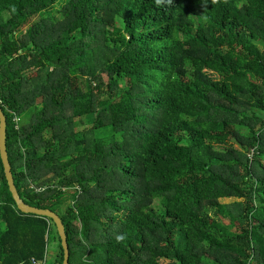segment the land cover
Returning a JSON list of instances; mask_svg holds the SVG:
<instances>
[{
  "label": "trees",
  "instance_id": "obj_1",
  "mask_svg": "<svg viewBox=\"0 0 264 264\" xmlns=\"http://www.w3.org/2000/svg\"><path fill=\"white\" fill-rule=\"evenodd\" d=\"M59 1L0 0V108L68 264H264V0ZM53 241L0 160V264Z\"/></svg>",
  "mask_w": 264,
  "mask_h": 264
},
{
  "label": "water",
  "instance_id": "obj_2",
  "mask_svg": "<svg viewBox=\"0 0 264 264\" xmlns=\"http://www.w3.org/2000/svg\"><path fill=\"white\" fill-rule=\"evenodd\" d=\"M0 160L3 167V173L8 186V190L10 194H12L13 199L16 201L18 209H20L22 212L25 213H33L36 214V216L38 217H43L52 220V223L55 226L56 232L60 240V246L63 251V258L61 264H68L69 250H68L67 240L64 232V227L57 214L50 209H40L37 207L30 206L20 197L18 193L13 178L12 167H10L7 157L5 122L1 108H0Z\"/></svg>",
  "mask_w": 264,
  "mask_h": 264
},
{
  "label": "rangeland",
  "instance_id": "obj_3",
  "mask_svg": "<svg viewBox=\"0 0 264 264\" xmlns=\"http://www.w3.org/2000/svg\"><path fill=\"white\" fill-rule=\"evenodd\" d=\"M65 2V0H60L54 7H53V9H52V17L54 18V19H58L59 18V15H58V13H57V10L59 9V7L61 6V4L62 3H64ZM46 16V15H45ZM105 77V76H104ZM104 130V128H102L101 130H98L97 132L99 133V132H101V131H103ZM232 199H225V198H223L222 199V201H224V202H227V201H231ZM154 205H155V207H158V203L155 201L154 202ZM57 244H58V241H53V242H49V244H48V249H47V251H48V256L50 257V259L48 260L49 262L50 261H52V259H53V257L55 256V254H56V252H57ZM162 263H165V261H162Z\"/></svg>",
  "mask_w": 264,
  "mask_h": 264
},
{
  "label": "built area",
  "instance_id": "obj_4",
  "mask_svg": "<svg viewBox=\"0 0 264 264\" xmlns=\"http://www.w3.org/2000/svg\"><path fill=\"white\" fill-rule=\"evenodd\" d=\"M49 259L50 257L48 256V251H47L46 256L44 257L43 261L41 262L34 261L33 264H46Z\"/></svg>",
  "mask_w": 264,
  "mask_h": 264
},
{
  "label": "clouds",
  "instance_id": "obj_5",
  "mask_svg": "<svg viewBox=\"0 0 264 264\" xmlns=\"http://www.w3.org/2000/svg\"><path fill=\"white\" fill-rule=\"evenodd\" d=\"M158 2H159V0H158ZM212 3L213 4L219 3V0H212ZM204 6H206V5H204Z\"/></svg>",
  "mask_w": 264,
  "mask_h": 264
}]
</instances>
